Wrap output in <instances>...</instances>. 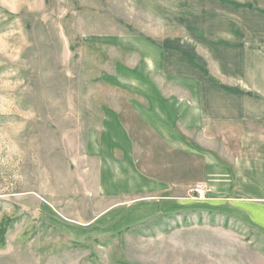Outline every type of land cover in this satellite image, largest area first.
<instances>
[{
    "label": "rangeland",
    "instance_id": "1",
    "mask_svg": "<svg viewBox=\"0 0 264 264\" xmlns=\"http://www.w3.org/2000/svg\"><path fill=\"white\" fill-rule=\"evenodd\" d=\"M124 31L160 34L123 0H0V264H264L257 230L203 206L100 230L85 145L125 97L103 82Z\"/></svg>",
    "mask_w": 264,
    "mask_h": 264
},
{
    "label": "crops",
    "instance_id": "2",
    "mask_svg": "<svg viewBox=\"0 0 264 264\" xmlns=\"http://www.w3.org/2000/svg\"><path fill=\"white\" fill-rule=\"evenodd\" d=\"M123 1L160 34L104 38L121 59L103 82L125 97L85 145L113 203L100 230L198 205L264 238V0Z\"/></svg>",
    "mask_w": 264,
    "mask_h": 264
},
{
    "label": "built area",
    "instance_id": "3",
    "mask_svg": "<svg viewBox=\"0 0 264 264\" xmlns=\"http://www.w3.org/2000/svg\"><path fill=\"white\" fill-rule=\"evenodd\" d=\"M200 195H201V192L197 191Z\"/></svg>",
    "mask_w": 264,
    "mask_h": 264
},
{
    "label": "trees",
    "instance_id": "4",
    "mask_svg": "<svg viewBox=\"0 0 264 264\" xmlns=\"http://www.w3.org/2000/svg\"><path fill=\"white\" fill-rule=\"evenodd\" d=\"M2 232H5V230L3 229Z\"/></svg>",
    "mask_w": 264,
    "mask_h": 264
}]
</instances>
